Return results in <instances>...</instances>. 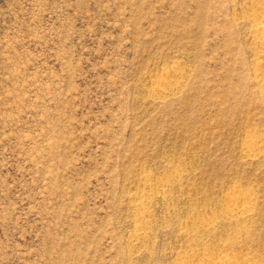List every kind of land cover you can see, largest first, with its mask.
<instances>
[{
    "label": "rangeland",
    "instance_id": "374dc122",
    "mask_svg": "<svg viewBox=\"0 0 264 264\" xmlns=\"http://www.w3.org/2000/svg\"><path fill=\"white\" fill-rule=\"evenodd\" d=\"M250 2L0 0V264H264Z\"/></svg>",
    "mask_w": 264,
    "mask_h": 264
},
{
    "label": "bare ground",
    "instance_id": "6f19581e",
    "mask_svg": "<svg viewBox=\"0 0 264 264\" xmlns=\"http://www.w3.org/2000/svg\"><path fill=\"white\" fill-rule=\"evenodd\" d=\"M247 9L253 13V17L249 18V27L252 32V42L255 48V57L253 60L254 80L259 82L260 90L264 93V0H251ZM173 74H177L176 72ZM175 85V84H174ZM173 85L166 80H160L155 88V93H160L163 98ZM259 140L250 139L246 146V154H252V151L258 145ZM165 183L147 184L148 191L161 190ZM137 208H143L144 203L139 201L136 203ZM251 202L248 199V194L240 189H237L234 194L227 195L224 208L227 218L237 215H247L250 210ZM176 264H190L185 260H180ZM197 264H237L228 258H210L207 257L203 262Z\"/></svg>",
    "mask_w": 264,
    "mask_h": 264
}]
</instances>
